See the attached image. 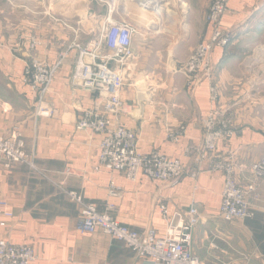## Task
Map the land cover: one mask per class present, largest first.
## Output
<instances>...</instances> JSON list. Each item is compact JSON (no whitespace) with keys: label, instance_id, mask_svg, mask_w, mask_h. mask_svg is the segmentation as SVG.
Here are the masks:
<instances>
[{"label":"crops","instance_id":"crops-1","mask_svg":"<svg viewBox=\"0 0 264 264\" xmlns=\"http://www.w3.org/2000/svg\"><path fill=\"white\" fill-rule=\"evenodd\" d=\"M152 1L0 0L4 76L0 133L19 132L37 166V170L25 164L0 168V199L10 203L12 212L10 217L0 216V232L12 243L30 244L37 254L32 264L150 263L100 229L78 231L80 207L64 189L81 193L85 202L138 231L153 227L163 233L160 202L169 211L193 203L200 217L193 230V249L200 260L264 264V182L258 188L254 218L224 221L218 216L222 174L208 171L207 159L197 163V153L184 154L186 146L200 142L201 118L213 109L230 119L233 132L218 143L217 151L237 161L241 185L251 164L263 154L264 0L229 1L220 25L232 32V39L227 47L214 48L211 79L203 77L193 84L188 83L183 65L210 36L206 13L212 0ZM107 17L135 29L117 121L136 133L140 153L159 150L179 158L187 171L198 165L196 188L188 172L170 186L142 174L132 181L116 171L94 170L101 134L75 127L83 109L95 102V94L74 76L76 50H69L57 67L45 96L53 107L51 115H39L35 94L22 84L24 60L39 57L53 65L71 43L73 32L57 19L76 27L77 40L86 44L99 35ZM28 37L38 41L33 50L28 49ZM211 84L219 93L215 102L210 98ZM172 134L178 135L177 140ZM110 180L121 188L120 195L109 194Z\"/></svg>","mask_w":264,"mask_h":264},{"label":"built area","instance_id":"built-area-1","mask_svg":"<svg viewBox=\"0 0 264 264\" xmlns=\"http://www.w3.org/2000/svg\"><path fill=\"white\" fill-rule=\"evenodd\" d=\"M230 0H212L206 13L210 25V36L199 43L187 57L183 73L189 84L203 77L210 78L215 69L212 52L215 47H227L232 39V32L220 25L222 16L229 10ZM70 29L74 37L67 48L59 55L55 64L49 65L39 57L24 60L21 82L35 94L37 112L49 116L53 107L45 101L55 71L69 50H76L77 59L74 76L81 87L95 94L91 107L83 109L76 122V129L88 130L101 134L98 162L94 170L119 172L127 179L135 181L142 174L159 184L177 185L189 173L196 188V179L201 168L187 171L184 163L159 150L149 153L138 151L136 133L117 121L123 110L121 91L124 85L125 67L133 57V35L135 29L128 23L107 17L101 25L98 36L86 44L77 40L78 29L68 22L57 19ZM28 49L33 50L38 41L28 37ZM1 41V39H0ZM218 89L210 85L211 101H217ZM202 135L197 145L190 144L184 148V154L191 156L197 153L195 161L209 160L208 171L220 172L223 176L221 202L218 216L224 221H246L255 217L256 202L259 201V185L264 182V152L254 161L240 184L239 166L229 154H218V143L228 138L233 130L230 119L218 109H213L201 118ZM177 140L178 135H171ZM16 164H25L37 170L35 156L25 149V142L19 132L10 135L0 133V168L9 169ZM71 201L80 207L76 228L80 232L102 230L111 238L122 242L139 258L149 259V264H211L206 263L194 253L193 230L200 222L197 206L190 204L187 209L169 211L166 203L160 202L159 208L165 222L163 233L153 227L143 231L131 229L120 223L106 211H100L94 204L85 202L81 193L65 190ZM110 195L118 196L121 188L114 180L108 186ZM10 203L0 199V216H12ZM37 254L30 244L12 243L0 232V264H32Z\"/></svg>","mask_w":264,"mask_h":264},{"label":"rangeland","instance_id":"rangeland-1","mask_svg":"<svg viewBox=\"0 0 264 264\" xmlns=\"http://www.w3.org/2000/svg\"><path fill=\"white\" fill-rule=\"evenodd\" d=\"M33 1H35V0H33ZM50 1H53V3H58V2L63 1V0H50ZM3 78H4V76L0 72V86H4L3 81H2Z\"/></svg>","mask_w":264,"mask_h":264},{"label":"bare ground","instance_id":"bare-ground-1","mask_svg":"<svg viewBox=\"0 0 264 264\" xmlns=\"http://www.w3.org/2000/svg\"><path fill=\"white\" fill-rule=\"evenodd\" d=\"M124 2V1H123ZM153 2H155V0L154 1H152L151 3H153ZM148 4H150V3H148ZM147 4V5H148ZM150 7V6H149ZM149 7H148V9H149ZM152 7H153V5H152ZM154 8V7H153ZM152 9V8H151ZM159 9V8H158ZM144 10H146V8L144 9ZM168 10V9H167ZM157 12H158V10H156ZM162 12V11H161ZM170 14V13H169ZM173 15V14H172ZM171 16V15H170ZM166 18V17H165ZM171 18V17H170ZM168 19V18H167ZM171 20V19H170ZM172 21V20H171ZM173 24V23H172Z\"/></svg>","mask_w":264,"mask_h":264}]
</instances>
